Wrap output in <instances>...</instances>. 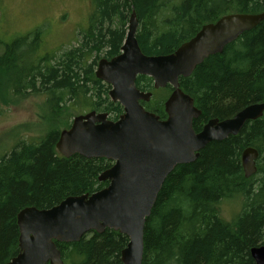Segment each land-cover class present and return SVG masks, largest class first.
Masks as SVG:
<instances>
[{"label":"trees","instance_id":"16d2710c","mask_svg":"<svg viewBox=\"0 0 264 264\" xmlns=\"http://www.w3.org/2000/svg\"><path fill=\"white\" fill-rule=\"evenodd\" d=\"M92 4L88 25L77 34L75 46L33 61L32 52L40 46L35 31L4 45L0 55V76L15 75V80L9 78L16 94L44 95L47 120H58L68 107L118 118L119 104L110 101V87L94 72L100 58L110 60L120 53L131 12L137 19L141 52L161 56L223 15L264 11V0H92ZM26 58L28 64L19 67ZM179 84L201 111L193 122L195 131L208 118H227L264 101V21L221 54L208 57L190 77L179 78ZM136 86L153 93L145 107L163 118L168 90L155 91L145 76L137 77ZM59 133L52 127L34 140L16 141L0 156V264L19 253L16 218L22 209L51 208L66 197L107 186L98 176L111 162L60 156L55 147ZM245 148L258 152L257 172L248 179L240 160ZM233 195L241 198V207L227 221L220 216L219 205ZM127 243L125 235L105 229L56 246L63 264H122L120 254ZM257 245H264V116L246 123L236 136L209 143L194 162L177 165L166 177L145 222L142 264H254L249 250Z\"/></svg>","mask_w":264,"mask_h":264},{"label":"water","instance_id":"95a60500","mask_svg":"<svg viewBox=\"0 0 264 264\" xmlns=\"http://www.w3.org/2000/svg\"><path fill=\"white\" fill-rule=\"evenodd\" d=\"M263 21L264 11L227 14L203 25L173 53L146 56L138 46L137 19L131 12L120 54L101 58L94 72L97 80L111 87L109 98L120 104L123 114L115 122L95 111L76 116L55 145L64 158L78 155L111 161L112 166L98 176V181L108 184L90 194L66 197L51 208L22 209L16 218L19 253L6 264H63L56 243L78 242L105 229L128 238L120 254L122 264H142L145 222L166 177L177 165L194 162L210 142L235 136L245 123L264 115V102L252 104L231 118L209 120L195 133L192 122L201 112L181 91L178 80ZM139 76L151 78L154 89L172 88L164 103L165 120L139 104L151 96L135 87ZM240 159L244 177L255 175L258 152L246 148ZM249 255L254 264H264V245L250 248Z\"/></svg>","mask_w":264,"mask_h":264},{"label":"rangeland","instance_id":"374dc122","mask_svg":"<svg viewBox=\"0 0 264 264\" xmlns=\"http://www.w3.org/2000/svg\"><path fill=\"white\" fill-rule=\"evenodd\" d=\"M92 10V0H0V55L4 45L35 31H39L40 46L32 52L31 60L52 52L57 55L76 45L77 34L86 29ZM27 64L28 58L19 67ZM14 76L9 77L15 80ZM9 77L0 76V156L10 152L16 141L34 140L52 127L61 132L68 129L67 121L89 112L68 107L58 120H47L44 95L16 94ZM241 202L237 195L224 199L219 205L220 216L232 220Z\"/></svg>","mask_w":264,"mask_h":264},{"label":"flooded vegetation","instance_id":"af4514ba","mask_svg":"<svg viewBox=\"0 0 264 264\" xmlns=\"http://www.w3.org/2000/svg\"><path fill=\"white\" fill-rule=\"evenodd\" d=\"M191 39V38H190ZM124 42V41H123ZM123 45V44H122ZM175 51V50H174ZM173 51V52H174ZM119 52H121V47H120V51ZM172 52V53H173ZM222 53V52H221ZM220 53V54H221ZM120 54V53H119ZM118 54V55H119ZM171 54V53H170ZM214 56V55H213ZM116 57V56H115ZM210 57V56H209ZM114 58V57H113ZM101 59V58H100ZM99 59V60H100ZM105 59V58H104ZM112 59V58H111ZM107 60V59H106ZM206 60V59H205ZM204 60V61H205ZM203 61V62H204ZM98 63V62H97ZM201 65V64H200ZM97 67V66H96ZM198 67V66H197ZM96 70V69H95ZM195 70V69H194ZM194 72V71H193ZM192 72V73H193ZM192 75V74H191ZM190 75V76H191ZM189 76V77H190ZM149 78V77H148ZM188 78V77H187ZM137 79V78H136ZM151 79V78H150ZM179 81V80H178ZM103 83V82H102ZM105 84V83H104ZM105 85H107V84H105ZM109 86V85H108ZM110 87V86H109ZM135 87L137 88V86H136V80H135ZM179 87H180V84H179ZM152 88H153V81H152ZM110 89H111V87H110ZM138 89V88H137ZM154 89V88H153ZM161 89H167L168 90V94H167V96H166V98L164 99V101H163V103H162V106H163V112H164V103H165V101L168 99V97L170 96V94H171V92H172V88L169 86V85H167V86H165L164 88H159V89H154L155 91H158V90H161ZM181 89V88H180ZM139 90V89H138ZM110 91V90H109ZM139 91H141V90H139ZM182 91V90H181ZM141 92H143V91H141ZM183 92V91H182ZM109 93V92H108ZM143 93H150L151 94V96H150V98H149V100L147 101V102H144V101H139V104L144 108V110L145 111H148V112H150L146 107H145V104H149V103H151L152 102V99H153V93L152 92H149V91H146V92H143ZM184 93V92H183ZM184 94H186V93H184ZM186 95H188V94H186ZM189 96V95H188ZM108 97H109V95H108ZM190 97V96H189ZM191 98V97H190ZM110 99V98H109ZM192 99V98H191ZM111 101V100H110ZM192 101H193V99H192ZM112 102V101H111ZM261 102H264V101H261ZM261 102H257V103H261ZM112 103H118V102H112ZM119 104V103H118ZM252 104H256V103H252ZM252 104H249V105H252ZM249 105H247V106H249ZM119 106H120V104H119ZM193 106L195 107V104H194V101H193ZM247 106H245V107H247ZM244 107V108H245ZM196 108V107H195ZM244 108H242V109H244ZM120 109H121V114L118 116V118L123 114V112H124V110H123V108L120 106ZM198 111H200L198 108H196ZM241 109V110H242ZM240 110V111H241ZM92 111H95V110H90L89 112H92ZM240 111H237L235 114H237L238 112H240ZM89 112H86V113H84V114H80V115H85V114H87V113H89ZM96 113H105V112H97V111H95ZM201 112V111H200ZM150 113H152V112H150ZM105 114H107V113H105ZM235 114H233L232 116H230V117H227V118H222V119H219V118H208V119H206V120H204V121H202L201 122V124H200V129H199V131H195L194 130V128H193V122H194V120H197V119H194L193 120V122H192V128H193V130H194V132L195 133H199L201 130H202V128L204 127V125L209 121V120H211V119H218L219 121H221V120H225V119H228V118H231V117H233ZM156 115V114H155ZM201 115V114H200ZM77 116H79V115H77ZM157 116V115H156ZM264 116V115H263ZM262 116V117H263ZM76 117V116H75ZM159 117V116H158ZM74 118V117H73ZM107 118H108V120H110V121H112V122H115L116 120H118V118L116 119V120H112L111 118H110V116H109V114H107ZM159 119L160 120H165L166 119V114H165V112H164V117L163 118H160L159 117ZM259 120V119H258ZM251 122H254V121H251ZM248 123V122H247ZM71 124V123H70ZM246 124V123H245ZM70 127V126H69ZM238 135V134H237ZM231 136V135H230ZM236 136V135H235ZM229 137V136H228ZM226 139V138H225ZM224 139V140H225ZM223 141V140H222ZM213 142H220V141H213ZM211 143V142H210ZM207 146V145H206ZM246 149V148H245ZM202 151V150H201ZM200 151V152H201ZM257 151V150H256ZM199 152V153H200ZM257 161H258V159H257ZM111 162V161H110ZM111 166H112V162H111ZM110 166V167H111ZM256 167H257V162H256ZM108 184V183H107Z\"/></svg>","mask_w":264,"mask_h":264},{"label":"bare ground","instance_id":"6f19581e","mask_svg":"<svg viewBox=\"0 0 264 264\" xmlns=\"http://www.w3.org/2000/svg\"><path fill=\"white\" fill-rule=\"evenodd\" d=\"M224 16V15H223ZM128 25V24H127ZM109 92V91H108ZM206 147V146H205ZM241 157V156H240ZM241 160V159H240ZM242 168V167H241Z\"/></svg>","mask_w":264,"mask_h":264}]
</instances>
